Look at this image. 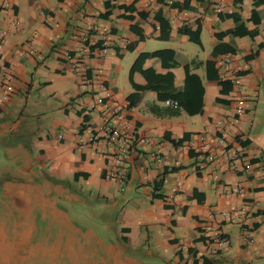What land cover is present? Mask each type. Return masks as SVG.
I'll list each match as a JSON object with an SVG mask.
<instances>
[{
    "label": "crops",
    "instance_id": "1",
    "mask_svg": "<svg viewBox=\"0 0 264 264\" xmlns=\"http://www.w3.org/2000/svg\"><path fill=\"white\" fill-rule=\"evenodd\" d=\"M2 32L0 264H264V0H0ZM186 74L191 115L164 104ZM100 87L132 141L123 184L113 147L88 142ZM241 205L243 228L221 221ZM214 229L228 244L211 254Z\"/></svg>",
    "mask_w": 264,
    "mask_h": 264
},
{
    "label": "built area",
    "instance_id": "2",
    "mask_svg": "<svg viewBox=\"0 0 264 264\" xmlns=\"http://www.w3.org/2000/svg\"><path fill=\"white\" fill-rule=\"evenodd\" d=\"M4 33L0 34V37H3ZM85 38L82 40V44L85 43ZM100 44H101V51L104 52L105 48L107 47V40H106V32L103 31L100 36ZM83 50L84 47H81ZM216 66L220 68L227 69L229 66V59L227 56L217 59L215 61ZM74 71H76V66L72 67ZM84 83H91V80H88L87 77H83ZM232 87V92L234 93L233 98V118L236 120L244 113V106L247 99L245 87L243 85L242 76L239 75V72L235 70L232 72L230 77L227 79ZM11 77L5 73L2 75V89L4 90L1 100H4L8 94L12 92V84H11ZM101 94L100 96H95L92 103L88 106L89 110L98 109L101 113L100 117V125L95 131V136L89 138V143L94 144L97 142H102L108 146H112L113 150L110 153V159L113 165L112 171L109 172L108 178L118 181L119 183L123 184L126 178L128 177V170H127V161L129 159L132 141L130 137L126 135L124 131H121L117 125L116 120L118 116L116 111L111 108V104L109 102L110 94L106 89L100 87ZM164 104L169 108L176 109L178 105L176 101L172 99H168L164 101ZM231 127H234L235 122L232 120L228 123ZM199 141L201 143L202 149L206 152L208 151V145L204 142L203 136H199ZM140 143L147 142L146 140H139ZM80 143H84L80 140ZM152 156V155H151ZM229 159V168L232 171H237L238 168L236 166V158H231L229 155H226ZM156 162L160 160L152 156ZM214 157L207 153V160L211 161ZM178 185V184H177ZM235 192H238L235 190ZM246 207L241 205L237 208L232 209L230 212L227 213H220L219 217L222 222L236 224L240 227H244L245 219H246ZM208 245L211 246V254H215L216 251L220 250L223 247H226L228 242L225 237L217 230H211L210 235L206 237ZM241 240L243 242L251 243L250 235L247 231L242 230L241 232Z\"/></svg>",
    "mask_w": 264,
    "mask_h": 264
},
{
    "label": "trees",
    "instance_id": "3",
    "mask_svg": "<svg viewBox=\"0 0 264 264\" xmlns=\"http://www.w3.org/2000/svg\"><path fill=\"white\" fill-rule=\"evenodd\" d=\"M156 20L159 24L160 30L161 32H164V34H162L161 38H166L167 36V31H168V25L165 21H163L159 16H156ZM180 33H183L185 35H187L189 37L190 40L195 41L196 38L195 36L188 31L187 29H180L179 30ZM138 59L133 63V65L130 68L129 73L133 72L135 69H137V65H138ZM193 83H198V80L195 76H189L186 74L185 76V82H184V92L182 94H176V95H172L170 96V98L174 101H176L178 108H181L184 112H186L187 114H195L196 112H198L199 108H200V104L197 103L195 107L191 108L189 107V99L187 98L188 95V91L191 88V86L193 85ZM188 89V90H187Z\"/></svg>",
    "mask_w": 264,
    "mask_h": 264
},
{
    "label": "rangeland",
    "instance_id": "4",
    "mask_svg": "<svg viewBox=\"0 0 264 264\" xmlns=\"http://www.w3.org/2000/svg\"><path fill=\"white\" fill-rule=\"evenodd\" d=\"M42 227H43V224H42Z\"/></svg>",
    "mask_w": 264,
    "mask_h": 264
}]
</instances>
